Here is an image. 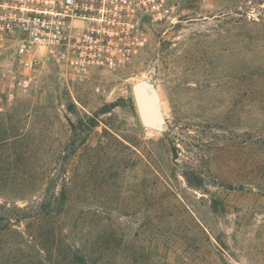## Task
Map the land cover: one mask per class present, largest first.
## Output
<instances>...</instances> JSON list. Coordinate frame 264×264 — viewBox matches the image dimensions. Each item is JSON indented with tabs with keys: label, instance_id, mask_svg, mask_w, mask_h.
Returning <instances> with one entry per match:
<instances>
[{
	"label": "rangeland",
	"instance_id": "374dc122",
	"mask_svg": "<svg viewBox=\"0 0 264 264\" xmlns=\"http://www.w3.org/2000/svg\"><path fill=\"white\" fill-rule=\"evenodd\" d=\"M178 15L121 71L44 58L14 99L22 69L0 47V203L29 212L68 188L47 222L98 264H264V0H180ZM142 81L161 130L140 121ZM52 243L0 264H50Z\"/></svg>",
	"mask_w": 264,
	"mask_h": 264
},
{
	"label": "built area",
	"instance_id": "2783aa9c",
	"mask_svg": "<svg viewBox=\"0 0 264 264\" xmlns=\"http://www.w3.org/2000/svg\"><path fill=\"white\" fill-rule=\"evenodd\" d=\"M179 1L0 0V47H8L22 69L10 99L31 88V72L44 58L78 75L121 71L158 27L178 22Z\"/></svg>",
	"mask_w": 264,
	"mask_h": 264
},
{
	"label": "trees",
	"instance_id": "16d2710c",
	"mask_svg": "<svg viewBox=\"0 0 264 264\" xmlns=\"http://www.w3.org/2000/svg\"><path fill=\"white\" fill-rule=\"evenodd\" d=\"M7 141L8 139L2 140L0 144H6ZM49 189H52V186H47V192H49ZM65 189L67 190L68 188H64L58 198L53 197L48 198L47 200L44 199L40 207L36 206V209L34 208L29 212L27 209L18 207L14 204L0 203V252H3L4 254L7 247L13 244L20 248L24 243H37L39 238L47 236L53 240L49 251H51L54 261L52 260L50 264H98L99 262L93 260L92 254L88 253V257L90 258L87 259L85 252L82 250L68 244H60V242L57 241V228H55V224L47 222L51 219L52 212L50 211V208L52 201L65 205L67 200ZM23 222H29L27 228L29 229L30 234L28 231H15V234H17L19 238L13 244L6 241L5 239L8 233L14 232L13 228L20 229V225H22ZM44 225L45 231L42 229ZM26 237L28 241L24 242ZM27 246L28 245L26 244V247Z\"/></svg>",
	"mask_w": 264,
	"mask_h": 264
},
{
	"label": "water",
	"instance_id": "95a60500",
	"mask_svg": "<svg viewBox=\"0 0 264 264\" xmlns=\"http://www.w3.org/2000/svg\"><path fill=\"white\" fill-rule=\"evenodd\" d=\"M133 95L141 123L147 128L161 130L164 116L155 88L142 81L133 86Z\"/></svg>",
	"mask_w": 264,
	"mask_h": 264
}]
</instances>
